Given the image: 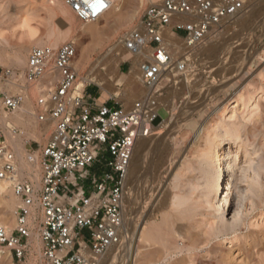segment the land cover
<instances>
[{
  "label": "rangeland",
  "instance_id": "rangeland-1",
  "mask_svg": "<svg viewBox=\"0 0 264 264\" xmlns=\"http://www.w3.org/2000/svg\"><path fill=\"white\" fill-rule=\"evenodd\" d=\"M46 1L47 0H0V12H7L8 17H10L17 12L18 7L29 5L31 12H37L39 15V19L36 22H32L31 27L38 32H42L46 30L49 25L48 22H50L48 21V16L41 10ZM160 1L162 0H145L143 3L140 2V0H124L121 12L124 16H134V20L130 27L125 29L112 28L111 24L114 25L116 23L117 14L111 10L102 22L92 28L93 33L102 32L97 38H94L93 35H84L82 33L83 29L90 27V25L80 21L72 10H70L72 19L78 29L77 32L70 34L66 41L61 43L59 47L67 42L75 44L77 48L75 68L80 75L78 84L83 83V87H86V92H88V94H91L93 97L98 96L95 91V89H97V91L100 92L99 96H102L103 90L101 85L104 83L106 85L116 84L117 88L121 90V94L120 96H113L114 100L119 102L126 110L131 109L133 105L128 106L125 100V91L129 83L140 82L141 73L137 66L131 68V65L128 64L125 59V63L122 62L120 65V73L117 74V68L113 67V61L116 60L121 53L124 54V51L122 52L121 49L115 51V44L127 31L138 26L144 10L148 6ZM243 1L245 2V9L241 15L213 33L202 45L198 46L194 52L185 56L184 59H180L179 52L187 48L185 40L180 39L176 42H169L174 49V61L181 62L182 60H186V69L185 72L176 73V77L175 75H171L173 77L169 76L167 80L169 83L166 82L168 85H162V91L159 93V104L160 107H163L160 115L165 120L160 124L161 126L157 128V134L155 135H159L160 133L163 137H167V134L173 133L174 136H171L172 138H170L168 142H164L163 140L156 150L153 149L154 151H151L152 149L149 148L146 150V164L143 166V169H135L136 166L133 165L131 171L132 177L135 179L133 178L134 181L131 187L125 189L124 199L127 211V227L124 233L127 232L128 234L129 230H135L137 226L142 223V220L144 218L147 219V217H149L147 215L153 212V217L150 218L152 224L156 225L161 230L164 228L163 230H166L168 233L173 234L174 231H177V233L183 236L184 239L176 238V236L168 238L171 255L176 256L167 258L166 260L165 254L163 253L164 239L162 237L164 236L156 238V244L152 242L151 244L146 243L145 241L137 243L136 239L134 243H136L135 245L139 249V252L145 255L152 254L151 259L154 262L160 261V264H172L173 261L177 260H180L179 262L182 264H188V261L194 264H264V0ZM2 3L4 5H2ZM2 16L4 15L0 13V26L3 25L2 27H6L7 24L3 23L5 19L1 18ZM54 23L62 30L67 27L61 17L55 18ZM34 48L40 47H30L27 54V61ZM204 48H207V51L202 52ZM4 49L8 52L6 59L10 60L13 56L12 48L7 45ZM83 49L84 56L82 60L84 69H82V67L80 68L81 65L78 63V58L82 54ZM110 50L113 52L110 58L107 59V63L101 65V68L95 69L99 59H103ZM109 65L112 67H110L112 70L110 73L108 72ZM10 69L8 65L0 64V84L2 86L7 85L10 80V78L5 76L6 71ZM133 70L136 71L132 79L131 73ZM25 71V69H16V81L18 85L22 86V89L25 84ZM91 71L93 72V75L90 77L91 82H84L83 78L86 77L87 74L89 75ZM104 78L105 81H102ZM41 85L46 89L51 88L48 87V82L43 81ZM38 86L39 85L31 86L26 89L33 91V89H38ZM145 88L144 86V89ZM14 94L22 95L20 91L16 90L9 92L6 91V88L0 90V108L2 109L3 115L6 117H13L16 113H8L3 108L5 98ZM234 95L240 97L238 103L236 102L237 99L236 101L234 99L230 102L232 104L227 106L229 99ZM38 97L34 99L35 107ZM248 97L252 98L251 104L248 108H244L245 106L242 102ZM145 98L144 96L143 99ZM25 102L26 99L24 98V104ZM100 102L103 101L100 100ZM110 106L115 107L116 103L112 102ZM202 108L205 109V113L203 114L204 116L202 115V117H199L198 115L200 113L198 114L196 111ZM224 109H226L225 112ZM184 112L186 113L185 117L192 114L194 118L193 121L198 120L199 122L196 121V124H194L195 122L191 123L193 126H183L184 124H190L187 118L181 116ZM195 114L197 117H195ZM207 119L215 120L213 122L215 125L224 121L233 122L242 128L243 134L249 133L250 136L255 135V137L246 144V147L251 153H254L252 157L253 162H251V164L253 166H263L259 185L255 184L251 176L246 178L245 182H241L242 190L250 191L248 197L245 199L246 202L242 203V200H240L238 196L239 194L235 190L232 192L230 210L228 209L224 213L226 221L231 223L233 221L231 210H234L237 224L234 228L230 227L226 232L228 237L226 240H222V234L217 235L215 231H212L207 219L200 214L190 219L187 217H179L178 212H175L172 207V198L177 190L167 185L176 174H181L183 181L189 179L197 181L199 178L200 183L204 182L201 171L205 169V167L201 165L199 161V153L192 152L190 155L188 153L191 151V147L189 148V146L195 136V128L198 124V128H201V123ZM179 120H181V122ZM182 122L184 123L182 124L183 128L181 126ZM38 124L43 126L39 121ZM14 125L12 124L11 128L14 135L26 134L24 135L25 138V136L27 137V132L35 133V125ZM0 134L11 147L7 140L6 132L1 126ZM28 141V143H30L29 146L35 147L37 143L41 145L40 151L29 152L30 155H38L41 159L43 157V150L49 143V140L34 137L32 139L29 138ZM187 155L190 157L187 158ZM110 159L111 157L107 156L106 161L103 158L102 162L105 163ZM241 159L240 167L247 168L249 164L244 163L246 156L243 155ZM183 162L187 165H191V169L188 170L185 166L181 167ZM20 166L21 162L19 163V168ZM100 167L101 165L97 164L94 168H91V174L100 176L104 171H111L107 167L102 169ZM251 174L252 173L249 175ZM239 176H241L240 173ZM89 186L90 182H87L86 188L88 189ZM12 192L10 185L8 190L0 192V221L3 218L2 212L6 211L5 201L9 199V193ZM209 197H214V194H210ZM193 199L197 202L199 200L198 194H195ZM20 205V200H16V210L10 215L16 223L17 212ZM168 217L169 219L167 221L165 218ZM7 227L11 228L10 226ZM123 231L124 230H122V232ZM128 239L131 241L129 235ZM88 240V236L83 235L79 241L85 242ZM177 242L185 246L193 244L198 246V253L193 255L191 260L187 259L189 258L187 252L183 254L177 253L175 249L177 247L175 245H178ZM29 249L30 248H27L26 257L23 261L16 260L8 249H4V253L0 254V264H40L38 260L39 255L35 254V256L30 253L31 251ZM122 251L123 248L118 246L115 252H109L110 254L107 256V261L111 259L107 264H127L128 254ZM182 259H186L187 261Z\"/></svg>",
  "mask_w": 264,
  "mask_h": 264
},
{
  "label": "built area",
  "instance_id": "built-area-1",
  "mask_svg": "<svg viewBox=\"0 0 264 264\" xmlns=\"http://www.w3.org/2000/svg\"><path fill=\"white\" fill-rule=\"evenodd\" d=\"M66 1L85 23L111 8V0ZM244 9L243 0H162L144 10L138 26L117 40L115 51H124L122 57L131 68L137 66L144 84L152 87L164 70L173 67L175 53L168 34L197 48ZM76 55L75 44L68 42L59 48H34L29 56L24 88L48 82L51 88L42 91L36 109L41 124L54 125L43 150L39 189L19 177V161L0 134V182H9L21 202L16 229L0 227V254L9 249L18 261L26 257L34 208L40 213L41 264H100L112 247L120 245L125 181L136 144L152 137L165 120L160 115L163 107L151 96L126 110L113 97L102 103L85 86L79 90ZM182 62L180 70L185 71L186 60ZM5 76L16 80L10 70ZM23 105L24 96L14 94L5 98L3 108L14 113ZM107 156L111 159L103 163ZM97 164L111 171L92 175L90 169ZM83 235L89 240L80 242Z\"/></svg>",
  "mask_w": 264,
  "mask_h": 264
},
{
  "label": "bare ground",
  "instance_id": "bare-ground-1",
  "mask_svg": "<svg viewBox=\"0 0 264 264\" xmlns=\"http://www.w3.org/2000/svg\"><path fill=\"white\" fill-rule=\"evenodd\" d=\"M150 1H157V0H150ZM140 2L144 3L145 0H140ZM66 4H67V1L65 0H47L46 1L45 5L43 6L41 10L48 16L47 18L49 19L48 21L50 22H48L49 25L47 26L46 30L42 32H38L31 27L32 22L34 21L36 22L39 19V15L37 12H31L29 5L18 7L17 12H15L11 16L9 15L10 17H8L7 12H0L1 14L4 15L1 17L5 19L3 23L7 24V25L5 24L6 27H2L3 25L0 26V64L10 66L11 68L10 72H12L15 76L16 69L26 70L27 65H28L27 54L29 52L30 47L36 46L40 48L41 47L58 48L61 43L66 41V39L69 37L70 34L77 32L78 28L75 26L74 20L72 19V14L70 11L71 9H69L70 7L68 6V4L67 5ZM123 4H124V0H111V8L108 11V13L94 22H88L90 27L83 29L82 33L84 35H93L94 38L95 37L97 38L98 36H100L102 32L93 33L92 28L97 26L100 22H102V20L109 14L111 10L113 12H116L117 14L116 23L114 25L111 24L112 28H124L125 29V28L130 27V25L132 24L134 20V16L133 15H130V16L123 15V13L121 12L123 8ZM2 5L4 4L2 3ZM57 17L62 18L63 22L67 26L66 29L62 30L57 27L58 25L54 23V19ZM167 39L170 42H176L180 40L181 38L174 36L173 34L170 33L167 35ZM7 45H9L12 48L13 56L10 60L6 59L8 52L4 49V47ZM195 49L196 48H190V47L185 48L183 51L179 52L180 59H184L185 56H187L191 52H194ZM205 51H207V48H204L202 50V52H205ZM112 52L113 51L110 50V52L106 54L103 59H99V61L96 64L95 69L101 68V65L106 64L107 59L110 58ZM83 56H84V49L82 50V54L78 58V63L79 65H81L80 68L82 67V69H84V63L82 60ZM122 56L123 54L121 53V55L116 60L113 61V67L117 68V74L120 73L121 63L126 59V58H123ZM182 63H183L182 61L181 62L173 61V67L164 70L162 73L160 82L152 87H147L144 84L142 72L139 69L141 73L140 82L129 83L128 88L125 91V94H126L125 100L128 106L133 105L135 101L137 102L142 101L144 96L146 98L151 96L157 101L158 105L160 106L159 93L160 91H162V87H163L162 85L164 84L166 85L167 84L166 82L169 83V81H167L169 79V76L173 77L175 75L176 77L178 73L185 72V71L180 70V65ZM74 66H75V62H74ZM110 67L111 66L109 65L108 66L109 73L112 71L111 70L112 67L111 68ZM135 71L136 70H133L131 73L132 79L135 76ZM91 75H93L92 71L89 73V75L88 74L87 76L85 75L86 77L83 78L84 82L86 83L91 82V78H90ZM12 79L13 78H11L8 81V84L5 86H2L0 84V90L6 88V91L8 92L13 91V90L20 91L22 95L24 96V98L26 99V102L22 106V108L15 113L13 117L4 116L2 113V109L0 108V126L2 127V129L5 130L6 135H7V140L10 143L16 157L21 162V166L18 169L19 177L22 179L28 178L30 181L35 183L36 187L39 189L41 187V178H42V169H41L42 158L40 159V156L38 155H30L27 149V145L29 142L28 141L29 138L32 139L35 137V138H42V139L44 138L45 140H50L52 132L54 131V125L46 123V124H43V126H40L38 124V115H37L38 113H36L37 109L34 104V99L41 95L45 87L38 86L39 87L38 89L36 90L33 89V91L32 90L29 91L26 88L22 89V86L18 85L17 81L14 79L12 80ZM102 81H105V78L102 79ZM144 86L146 87L145 89H144ZM82 87H83V83L78 84L79 90H82L83 89ZM101 87L103 90V94L100 100L103 102L105 100L112 98L113 96H120L121 94V90L117 88L116 84L106 85L104 83L103 85H101ZM239 98L240 97H238L237 95H234L231 99H229L227 106L232 104L230 102L233 101L234 99L235 101L237 99L236 102L238 103ZM251 100L252 98L248 97L245 101L242 102L245 106L244 108H248L250 106ZM204 110L205 109L202 108L199 111H196L198 114L200 113L198 115L199 117H202V115L205 113ZM225 111L226 109H224V112ZM185 114L186 113L184 112L181 116L182 117L184 116V118H187V121H189L190 124L185 125L182 122L181 126L182 124H184L183 126L189 127L192 125L191 123L193 122H195L194 124H196V121L198 120L195 119L196 121H193L194 118L192 114H189L190 116H187V117H185ZM195 117H197V115ZM182 120L184 121L183 118ZM179 121L181 122V120ZM214 121L212 119L205 120L204 122L201 123L202 124L201 128H198V125H199L198 124L194 132L196 137L195 136L193 137L191 145L189 146V148L191 147L190 149L191 151L188 154L190 155L192 152L199 153V161L201 165L205 167V169L201 171L204 182L200 183L199 178L197 179V181H194L193 179L183 181L182 175L176 174L174 175L171 182L167 185L168 187H172L173 189L177 190V192L173 195V198H172V207L175 210V212H178L179 217H183V218L187 217L190 219L200 214L205 219H207L212 231H215L217 235L222 234L223 236L222 240H226L228 238L226 232L229 230L230 227L234 228L237 224L236 213L234 210H231L232 217H233V221L231 223H228V221H226V216L224 213L226 210L228 209L230 210V200H231L232 192L235 190L239 194L238 196L240 200H242V203L246 202L245 199L248 197L250 191L242 190L241 182H245L246 178L251 176L253 177L252 179L255 182V184L259 185L261 171L263 169V166L262 165L253 166L251 164V162H253L252 157L254 153H251V151H249V149H247L246 147V144L250 142L255 137V135L250 136L249 133L243 134L242 128L237 126L233 122L224 121V122H220L217 125H215L213 124ZM12 124L13 125L16 124L20 126H30V125L34 126L35 125L34 126L35 133L27 132V137L25 136V138H24V135L26 134H22V135L15 134L14 135L13 132L11 131ZM19 133H22V132H19ZM155 134H157V131ZM155 134L153 135L154 137L152 136L150 138H144V139L138 140L136 144L135 152H134V157L131 163L132 167H130L126 181H125V189H129V187H131L134 181L133 180L134 177H132V171H131L133 169V165L136 166L135 169L141 170V168L143 169V166L146 164L145 162L146 161L145 160L146 150L149 148V149H152L151 151H154L153 149L156 150L158 145H160V143L163 140L164 142H168L169 139L172 138L171 136H174L173 133L167 134L168 135L167 137H163V135H161L160 133L159 135H155ZM189 155H187V158L190 157ZM243 155L246 156V160L244 161V163L249 164L247 168L240 167V163L242 160L241 158ZM184 166L187 167L188 170L191 169L190 168L191 165H187L186 163L183 162L181 167H184ZM239 173L241 174V176H239ZM250 173L252 174L249 175ZM0 183H1L0 192H2L3 190L5 191L8 190V187L10 185L9 182L1 181ZM9 194H10L9 199L5 201L6 211L2 212L3 218L0 221V227H4L6 229H9L10 232H13L17 227V223L14 222V220L12 219V217H10V215L12 214V212L16 210V200H19V199L15 196L13 192ZM195 194H198L199 200L197 202H195L193 199V196ZM210 194H214V197L210 198L209 197ZM123 214H124L125 224L122 230L124 231L121 232L122 243L118 246H121V248H123L124 253L126 252L128 254L127 264H139V263L160 264V261L154 262L151 259L152 254L145 255L139 252V249L135 245L136 243H134L136 242V239H137V243L145 241L146 243L151 244L152 242L156 244L155 239L159 238L160 236L161 237L164 236L162 238L164 239L163 240L164 241L163 253L165 254V260L167 258H172L173 256L174 257L176 256V255H171L172 253H171V249L169 248L170 245L168 243L169 242L168 238L176 236V238L184 239L182 235L177 233V231H174L173 234H171V233H168L166 230H163L164 228H162L161 230L159 229V227L152 224L150 222V218L153 217V212H151L147 215L149 216L147 217V219L144 218L142 220V223L138 225L135 230L131 229L128 231V234H127V232L124 233L125 228L127 227V211H126L125 204L123 205ZM39 218H40V213L37 211L36 208H34L32 218H31L32 231H31V236H30L29 243H28V248H30L29 250L31 252L29 250L28 251L34 255L38 254L39 255L38 260H39V263L41 264L42 242H41L40 234H39ZM165 219H167L168 221L169 217ZM7 226H10L11 228H8ZM128 235H129V238H131V241H129ZM118 246L112 247L109 250V252L110 253L115 252L118 249ZM175 246H177L175 248L177 253L183 254L184 252H187L189 258L187 257L186 258L190 260L192 259L193 255H196L198 253V246L194 244L190 246H185L182 243L181 244L178 243V245H175ZM9 251L12 255L11 250ZM109 252L108 254H110ZM108 254L101 260L100 264H107V262L109 263V260L111 258L107 261ZM179 261L180 260L173 261L172 264H182ZM184 261H187V260L185 259ZM188 264H194V263L188 261Z\"/></svg>",
  "mask_w": 264,
  "mask_h": 264
},
{
  "label": "crops",
  "instance_id": "crops-1",
  "mask_svg": "<svg viewBox=\"0 0 264 264\" xmlns=\"http://www.w3.org/2000/svg\"><path fill=\"white\" fill-rule=\"evenodd\" d=\"M181 39H183V37H180ZM95 89V88H94ZM95 91L97 92V94H98V96H96L97 98H101V96H99L100 95V92L99 91H97V89H95ZM88 93V92H87ZM89 95H91V94H89ZM92 96V95H91ZM109 100V99H108ZM108 100H105L104 102H102V103H106ZM37 143V142H36ZM29 144L30 143H28V145H27V149H28V151L29 152H37V151H40L41 150V145L40 144H36V146L35 147H33V146H29Z\"/></svg>",
  "mask_w": 264,
  "mask_h": 264
}]
</instances>
